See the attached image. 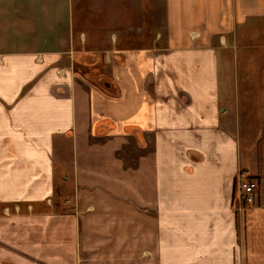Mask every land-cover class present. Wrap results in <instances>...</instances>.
I'll list each match as a JSON object with an SVG mask.
<instances>
[{
  "label": "crops",
  "instance_id": "obj_1",
  "mask_svg": "<svg viewBox=\"0 0 264 264\" xmlns=\"http://www.w3.org/2000/svg\"><path fill=\"white\" fill-rule=\"evenodd\" d=\"M70 1L0 0V264H264V56L229 55L264 0H163L105 51Z\"/></svg>",
  "mask_w": 264,
  "mask_h": 264
},
{
  "label": "rangeland",
  "instance_id": "obj_2",
  "mask_svg": "<svg viewBox=\"0 0 264 264\" xmlns=\"http://www.w3.org/2000/svg\"><path fill=\"white\" fill-rule=\"evenodd\" d=\"M70 3H72L70 7L72 30L79 32V35L83 33L86 36L88 45L85 48L105 51L108 48L130 50L147 47L159 30L161 38H165L161 28L164 23L163 0H71ZM236 30L238 48L229 52V55L234 57L235 68L244 73L246 72L244 68L250 71L253 68L261 72L262 65H245L244 62L252 55L254 58L264 56V17L250 18ZM98 72H103L101 66ZM96 80L98 81V77ZM258 99L248 98V105L252 108L251 112H254L255 121L261 114V109L258 108L261 101ZM250 100L255 102L254 106L250 104ZM243 115L247 116L239 113L240 120ZM251 125L254 126L256 123L252 122ZM239 148L242 161L239 180L240 182H252L244 178L242 168H244L247 152L251 150L255 154L254 150L257 146H244L241 143Z\"/></svg>",
  "mask_w": 264,
  "mask_h": 264
},
{
  "label": "built area",
  "instance_id": "obj_3",
  "mask_svg": "<svg viewBox=\"0 0 264 264\" xmlns=\"http://www.w3.org/2000/svg\"><path fill=\"white\" fill-rule=\"evenodd\" d=\"M255 187V184L253 182H240L239 181V195L240 200L243 202H251L252 201V191Z\"/></svg>",
  "mask_w": 264,
  "mask_h": 264
}]
</instances>
